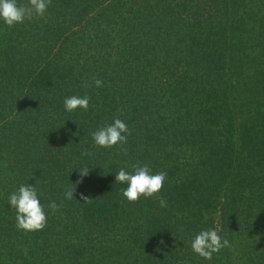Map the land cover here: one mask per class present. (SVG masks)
<instances>
[{
    "label": "trees",
    "instance_id": "1",
    "mask_svg": "<svg viewBox=\"0 0 264 264\" xmlns=\"http://www.w3.org/2000/svg\"><path fill=\"white\" fill-rule=\"evenodd\" d=\"M117 118L126 155L91 135ZM133 165L167 174L166 206L123 196ZM22 184L42 231L16 226ZM208 229L231 245L211 260L191 248ZM0 264H264V0H52L0 20Z\"/></svg>",
    "mask_w": 264,
    "mask_h": 264
},
{
    "label": "clouds",
    "instance_id": "2",
    "mask_svg": "<svg viewBox=\"0 0 264 264\" xmlns=\"http://www.w3.org/2000/svg\"><path fill=\"white\" fill-rule=\"evenodd\" d=\"M52 0H28V4H19L17 0H0V20L12 28L18 24H23L25 20H32L34 16L43 17L47 12ZM96 87H102L103 81L93 78ZM91 85H86L90 87ZM65 109L68 112H74L77 109L87 111L90 106V97L88 95H72L64 100ZM95 145L104 149H111L118 146L119 151L127 154L123 147L131 135L129 127L124 121L117 118L112 124L99 128L91 133ZM133 171L129 172L121 168L115 176V180L121 184H127V188L122 190V194L129 202L136 203L143 198H152L160 201V206H166V202L160 195L167 174L159 172L151 173L148 165H133ZM81 177L89 174V167L85 166L79 170ZM82 181H78L80 183ZM76 188H69L65 192V199L74 198ZM81 199L85 202L89 198L81 194ZM9 204L16 211L17 228L25 232H37L45 229L48 223L45 205L39 199L36 186L32 184H22L18 190L12 192L9 196ZM48 209L55 213L60 205L51 201L47 205ZM230 242L222 238L216 229H208L199 232L191 242L192 251L204 259L211 260L213 254L219 253L222 249L230 247Z\"/></svg>",
    "mask_w": 264,
    "mask_h": 264
}]
</instances>
